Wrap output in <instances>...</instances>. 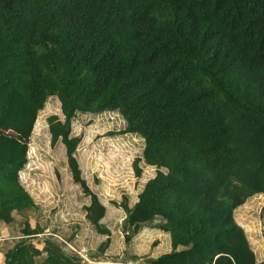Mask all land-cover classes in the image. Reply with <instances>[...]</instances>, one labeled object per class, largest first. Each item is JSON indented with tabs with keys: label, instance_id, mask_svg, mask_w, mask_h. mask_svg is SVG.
Masks as SVG:
<instances>
[{
	"label": "trees",
	"instance_id": "16d2710c",
	"mask_svg": "<svg viewBox=\"0 0 264 264\" xmlns=\"http://www.w3.org/2000/svg\"><path fill=\"white\" fill-rule=\"evenodd\" d=\"M50 144L65 148L96 233L106 207L76 158L78 114L118 112L156 169L126 207L127 229L159 220L171 251L148 264H264L234 212L264 194V0H0V118L48 98ZM26 149L0 148V223L35 200L20 181ZM25 220L5 264H80ZM37 258L41 259L38 262Z\"/></svg>",
	"mask_w": 264,
	"mask_h": 264
},
{
	"label": "rangeland",
	"instance_id": "374dc122",
	"mask_svg": "<svg viewBox=\"0 0 264 264\" xmlns=\"http://www.w3.org/2000/svg\"><path fill=\"white\" fill-rule=\"evenodd\" d=\"M54 114L63 118L59 101L50 97L36 114L11 111L0 118V148L26 149L27 163L19 177L36 203L26 213L13 212L10 226L17 236H23L25 220L32 228L39 224L43 233L29 238L37 248H42V239L51 238L66 252L79 255L80 264H148L151 258L170 252L169 234L160 229L158 219L144 224L136 234L126 225V207L133 206L144 184L156 173L153 166L141 161V176L135 174L133 163L141 157L143 139L122 133L125 121L115 111L78 114L72 121V135L81 138L76 158L82 176L106 207L102 222L110 235L104 236L85 218L89 199L71 177L64 145L60 141L50 144L47 117ZM236 210L250 246L258 258L263 257L264 194L249 198Z\"/></svg>",
	"mask_w": 264,
	"mask_h": 264
},
{
	"label": "crops",
	"instance_id": "0c3cea01",
	"mask_svg": "<svg viewBox=\"0 0 264 264\" xmlns=\"http://www.w3.org/2000/svg\"><path fill=\"white\" fill-rule=\"evenodd\" d=\"M235 212H237V210ZM234 218H235L236 222L240 226H242L241 223L239 222L238 218H237V213H234ZM10 225L11 224H5L2 222L0 223V264H5V253H6V251L8 249L12 248L16 244L17 240L14 241V238L15 239L21 238V236H17V234L15 233L16 232L15 229ZM252 249H253V251L256 255V258L258 260L264 259V256L261 258H258L256 251L254 250V248H252Z\"/></svg>",
	"mask_w": 264,
	"mask_h": 264
}]
</instances>
